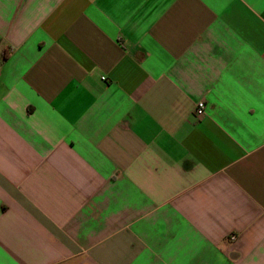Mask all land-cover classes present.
<instances>
[{
    "label": "crops",
    "instance_id": "obj_1",
    "mask_svg": "<svg viewBox=\"0 0 264 264\" xmlns=\"http://www.w3.org/2000/svg\"><path fill=\"white\" fill-rule=\"evenodd\" d=\"M0 264H264V0H0Z\"/></svg>",
    "mask_w": 264,
    "mask_h": 264
},
{
    "label": "built area",
    "instance_id": "obj_2",
    "mask_svg": "<svg viewBox=\"0 0 264 264\" xmlns=\"http://www.w3.org/2000/svg\"><path fill=\"white\" fill-rule=\"evenodd\" d=\"M206 112L205 101H199L195 107V114L199 117L203 116Z\"/></svg>",
    "mask_w": 264,
    "mask_h": 264
}]
</instances>
